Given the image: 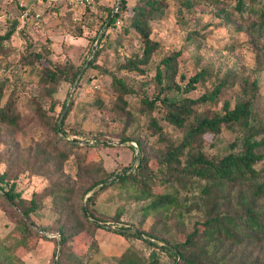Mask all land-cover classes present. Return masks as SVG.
Returning a JSON list of instances; mask_svg holds the SVG:
<instances>
[{
	"label": "rangeland",
	"instance_id": "374dc122",
	"mask_svg": "<svg viewBox=\"0 0 264 264\" xmlns=\"http://www.w3.org/2000/svg\"><path fill=\"white\" fill-rule=\"evenodd\" d=\"M136 1L125 0L127 9L119 13L109 28L104 22L107 11L116 12L121 5L120 0H0V37L16 22L10 38L0 40V80H10L4 98L13 90L22 100L17 106L22 113V129L0 122V174L8 172V183L14 182L15 191L29 200L35 193L44 194L51 184L46 174L37 173V163L29 155L30 147L44 150L53 161L58 151H67L68 146L61 137L67 138L63 131L68 135L74 134L84 143H93L88 147L74 148L62 161L61 167L62 172L76 182L67 210L71 214L67 226L78 223L81 233L70 242V246L73 251L81 253L89 244L97 245L86 264H176L160 247L126 239L116 231L126 226L137 231H150L164 243L181 241L196 222L204 218L205 206L199 195L200 186L204 184L201 180L195 181L188 193L175 184L156 187L162 192L176 194L182 204L180 218L173 210L156 214L145 212L143 206L148 202L145 197L135 198L130 189L117 186L107 187L90 204L96 215L106 219L113 217V220L103 224L96 221L102 227L93 228L83 216L82 208L87 205V197L91 193H85L90 180L104 179L110 173L126 168L135 169L137 151L129 147V142L116 148L108 146L110 142L121 137L138 138L149 159L147 169L152 175L166 173V167L158 162L164 148L157 143L158 136L150 134L152 129L148 120L154 117L163 126L164 135L175 144L180 142L182 130L160 118L163 109L160 102L153 112L143 110L139 104L141 97L153 98L158 92L156 68L164 57L172 51H183V61L175 76L180 88L166 95L169 100H175L178 91L196 73L203 72L201 79L194 83L195 89L181 92L183 97L197 98L204 93L210 94L221 80L229 76L234 83L222 89L215 103L197 107L196 115L202 111L220 112L225 100L233 107L237 100L252 94L253 117L259 125H264V51L261 63L255 57L256 50H264V30L259 29L255 17L223 18L218 4L205 6L203 12L194 15L172 12L167 18L153 23L152 37L160 42V48L146 65L140 66L142 72L128 71L123 66L138 54L140 42L135 31L125 33L122 26ZM192 31L202 32L204 39L198 42L187 39ZM30 47L41 54L42 62L48 66H81L78 80L72 84L58 79L48 93V85L43 87L37 81V69L31 73L21 67L20 58ZM97 49L99 51L95 55ZM93 58L98 68H87ZM85 59L87 61L82 66ZM103 70L115 72L135 88L134 93L125 96V112H130L131 122L127 121L126 113L119 114L113 109L111 77ZM252 82L257 84L255 90L250 89ZM30 97L39 99L45 118L34 115L27 103ZM71 97L73 105L59 122L62 103L65 102L63 110ZM51 100L55 103L54 110L49 109ZM57 116L56 135L51 128L50 117ZM242 136L241 129L230 126L214 139L206 138L203 147L210 153L229 150L228 144ZM11 209L20 213L15 204L5 202L0 191L2 237L13 227V218L9 215ZM116 211L119 216H114ZM26 221L34 236L29 239L28 248H18V255L26 264H56L60 251L57 228L61 218L50 207H43L31 213ZM10 238L15 241L18 236L10 234Z\"/></svg>",
	"mask_w": 264,
	"mask_h": 264
},
{
	"label": "trees",
	"instance_id": "16d2710c",
	"mask_svg": "<svg viewBox=\"0 0 264 264\" xmlns=\"http://www.w3.org/2000/svg\"><path fill=\"white\" fill-rule=\"evenodd\" d=\"M120 2L121 5L116 12L112 13L111 9L107 11L104 22L110 18L109 28L114 25L119 13L127 9L125 0ZM215 4L220 5L223 18L252 16L258 22L259 29L264 30V0H137L130 8L128 12L130 16L122 29L125 33L133 30L138 34L140 51L124 64V69L142 72L140 66L146 65L160 48V42L152 37L154 22L167 18L172 12L194 15L203 12L205 6ZM15 29L16 22L0 37V40L10 38ZM204 37L205 34L202 32L192 31L187 39L198 42ZM98 51L99 49L94 54L96 55ZM263 51L256 50L255 57L259 63L263 61ZM182 57V49L172 51L164 57L156 68L155 80L159 87L158 92L153 98L145 96L139 100L142 109L148 112L157 109L160 102L163 106L160 118L182 130V138L175 144L164 135L163 126L154 117L148 120L152 129L150 134L157 135V143L164 148L158 162L166 167V173L161 176L151 174L147 169L148 156L138 138L121 137L120 140H115V143L110 142L108 146L115 148L129 142V147L138 151L139 160H136L134 170L126 168L118 173H110L104 179L89 181L85 193H91L87 197V205L84 210L82 209L84 219L93 228H100L103 223L113 220V217L106 219L96 215L90 208L97 194L110 186L130 189L135 198L145 197L148 202L143 207L147 213H166L173 210L180 218L182 204L176 194L162 192L156 187L175 184L188 193L191 185L201 180L204 184L200 186L199 195L205 206L204 218L196 222L183 240L164 243L158 235L150 231H137L129 227L125 228L126 226L118 229L116 233L126 239H136L148 245L158 246L174 262L179 259V264H264V164H261L264 162V125H259L253 117L251 99L253 95L237 100L233 107L228 100H225L220 112L202 111L197 116V107L209 102L215 103L222 89L230 87L234 80L228 76L221 80L210 94L204 93L197 98L183 97L181 92L195 89L194 83L201 79L203 73L199 72L189 78L185 87L178 91L175 100H169L166 95L171 90L180 88L175 82V76L183 61ZM42 59L41 54L31 50L30 47L27 54L20 58V63L23 69H29L31 73L37 69V81L43 87L48 85L46 88L48 93L58 79L75 83L81 66L78 68L72 64L48 66L42 62ZM94 60L95 58L88 62L87 68H98ZM86 61L87 59L83 61L82 66ZM103 72L111 77L114 91L113 109L119 114L126 113L127 121L131 122L130 112H125L127 104L125 96L134 93L135 88L129 86L124 78L115 72L104 70ZM9 81L7 78L0 80V122L20 130L22 113L17 106L22 100L13 90L4 98ZM256 88L257 84L252 82L250 89ZM72 99L73 97L65 107L64 116L68 115L73 105ZM27 103L32 107L34 115L45 118V112L38 98L30 97ZM64 105L65 102L62 103V108ZM54 107L55 103L51 100L49 109L54 110ZM50 118L51 128L57 135L59 117ZM230 126L241 129L243 136L228 144L229 150L210 153L204 149L206 138L212 140ZM63 133L67 137L65 139L61 136L68 146L67 151H58L57 158L53 161L44 150L40 148L33 150L31 147L29 149V155L34 163H37V173L46 174L51 181L44 194L35 193L29 200H25L15 191V183H8L6 179L8 172L0 174V191L5 202L15 204L20 210V213L15 209L10 210L13 227L9 234L0 236V264H26L17 253L20 247L28 248V241L34 236L26 218L43 207H50L57 217L61 218L57 228L60 236L58 241L60 251L56 264H86L97 249V245L91 243L87 250L77 253L70 246V242L81 233L78 223L67 226L71 218L67 210L76 182L61 169L62 161L69 157L70 151L91 146L93 143H84L74 134L68 135L65 131ZM257 136L260 138H254ZM132 143H135L136 147ZM102 182L106 183L99 186ZM85 216L93 218L94 221L86 219ZM114 216H119V212L116 211ZM10 234H16L18 239L13 241ZM162 242L163 244H158Z\"/></svg>",
	"mask_w": 264,
	"mask_h": 264
},
{
	"label": "water",
	"instance_id": "95a60500",
	"mask_svg": "<svg viewBox=\"0 0 264 264\" xmlns=\"http://www.w3.org/2000/svg\"><path fill=\"white\" fill-rule=\"evenodd\" d=\"M109 20H110V18H108V20H107V22H106L105 25L108 24ZM100 34H101V33H100ZM100 34H99V36L97 37L96 44H97V42H98V40H99ZM79 75H80V72H79L78 75L76 76V80H78ZM64 112H65V108L63 109V111H62V113H61V116H60V118H59V122L61 121ZM59 131H60V130H59ZM136 157H137V161H138V160H139V154H138V151H137V156H136ZM82 209L84 210V207H83ZM98 223H99V222H98ZM140 236H141L142 238H144V236H143L142 234H140ZM178 261H179V259L177 260L176 264H178Z\"/></svg>",
	"mask_w": 264,
	"mask_h": 264
},
{
	"label": "built area",
	"instance_id": "2783aa9c",
	"mask_svg": "<svg viewBox=\"0 0 264 264\" xmlns=\"http://www.w3.org/2000/svg\"><path fill=\"white\" fill-rule=\"evenodd\" d=\"M134 147H136V144L135 143H132Z\"/></svg>",
	"mask_w": 264,
	"mask_h": 264
}]
</instances>
